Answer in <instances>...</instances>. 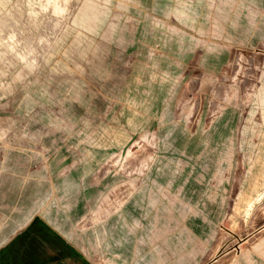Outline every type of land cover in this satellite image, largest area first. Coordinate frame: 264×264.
Segmentation results:
<instances>
[{
    "label": "rangeland",
    "instance_id": "obj_1",
    "mask_svg": "<svg viewBox=\"0 0 264 264\" xmlns=\"http://www.w3.org/2000/svg\"><path fill=\"white\" fill-rule=\"evenodd\" d=\"M225 2L0 0V249L23 232L60 234L83 183L159 168H224L204 177L237 191L245 176L234 210L263 221L264 43L213 75L172 61L193 29L222 44Z\"/></svg>",
    "mask_w": 264,
    "mask_h": 264
},
{
    "label": "crops",
    "instance_id": "obj_2",
    "mask_svg": "<svg viewBox=\"0 0 264 264\" xmlns=\"http://www.w3.org/2000/svg\"><path fill=\"white\" fill-rule=\"evenodd\" d=\"M225 3L222 44H213V35H195L193 29L188 42L180 37L172 61L177 65L199 61L200 69L213 75L223 70L234 49L264 43L262 1ZM230 16L235 17L230 20ZM195 36L199 42H194ZM259 109L261 118L254 120L264 124ZM204 131L212 140L213 129ZM191 151L192 158H203V150ZM156 171L145 173L140 182L113 175L83 183L78 197L66 201L62 229L56 226L60 234L20 233L0 249V264H264V217L262 222L245 223L241 211L234 210L245 176L237 191L223 179L215 183L204 177L223 175L224 168ZM153 174L167 177H147Z\"/></svg>",
    "mask_w": 264,
    "mask_h": 264
}]
</instances>
